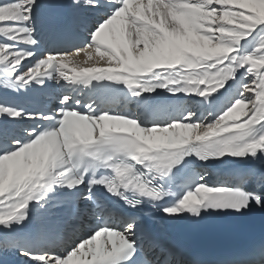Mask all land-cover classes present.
<instances>
[{"label": "snow or ice", "instance_id": "snow-or-ice-1", "mask_svg": "<svg viewBox=\"0 0 264 264\" xmlns=\"http://www.w3.org/2000/svg\"><path fill=\"white\" fill-rule=\"evenodd\" d=\"M71 8V25H45L39 0L0 2V257L264 264V242L209 261L166 223L264 209V168L250 167L264 164V0ZM49 81L72 91L28 106ZM81 202L94 222L77 232Z\"/></svg>", "mask_w": 264, "mask_h": 264}, {"label": "bare ground", "instance_id": "bare-ground-1", "mask_svg": "<svg viewBox=\"0 0 264 264\" xmlns=\"http://www.w3.org/2000/svg\"><path fill=\"white\" fill-rule=\"evenodd\" d=\"M0 2H3V0H0ZM78 29V28H77ZM78 35L82 36V32L78 29ZM87 59L86 56H84L83 54L79 55V56H75L73 57V61L71 64H69L68 68L65 69V71L69 74V75H73L71 72V68L76 66V65H83L84 61ZM48 71H51V69H48ZM58 74V73H57ZM50 84H53L54 87L49 88L45 93L43 94H39L38 96H40L42 98L43 101H48V99L50 98V94H54L55 96L60 95L61 93L65 92L64 89L59 88V86L55 85L54 81H49ZM32 95H37V94H33L30 93ZM59 103V99H56L55 103L52 105V108L56 107ZM250 167L256 168V169H260V168H264V164H261L260 162L255 163L254 165H250ZM85 205L84 202H81V207H83ZM83 213H89L87 210L83 211Z\"/></svg>", "mask_w": 264, "mask_h": 264}]
</instances>
